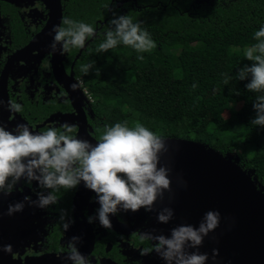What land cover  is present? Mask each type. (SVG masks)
<instances>
[{
  "label": "flooded vegetation",
  "instance_id": "af4514ba",
  "mask_svg": "<svg viewBox=\"0 0 264 264\" xmlns=\"http://www.w3.org/2000/svg\"><path fill=\"white\" fill-rule=\"evenodd\" d=\"M129 1L0 0V126L12 131L24 124L40 133L49 128L63 131L64 125H71L75 138L95 145L106 128L117 122L94 112L92 96L75 75L76 64L92 42L105 37L114 14L129 15ZM64 17L91 25L95 35L86 39L83 48L61 55L60 45L55 53L50 45L52 29L62 26ZM75 82L81 83L73 90L70 86ZM9 101L20 104L22 110L10 112ZM40 191L36 182L21 179L12 194H0V264H71L67 245L73 236L80 237L76 247L88 264H165L155 252L141 254L151 242L142 241L139 234L170 236V230L182 224L198 227L204 217L191 203L182 209L180 193L171 189L157 199L152 212L143 208L136 213L119 212L109 217L111 228H102L98 220L87 222L99 204L83 182L70 191L61 189L56 193L58 202L46 209L26 203L23 211L7 214L10 204L23 202L25 196L36 201ZM164 208L174 213L167 224L157 221V213ZM62 210L66 221H74L67 232L60 219ZM224 236V231L216 230L204 238L198 251L207 254L206 264H230L223 255ZM6 245H11L10 252L4 251ZM213 252L217 261L211 262Z\"/></svg>",
  "mask_w": 264,
  "mask_h": 264
},
{
  "label": "trees",
  "instance_id": "16d2710c",
  "mask_svg": "<svg viewBox=\"0 0 264 264\" xmlns=\"http://www.w3.org/2000/svg\"><path fill=\"white\" fill-rule=\"evenodd\" d=\"M129 16L156 46L138 53L120 43L97 53L104 37L87 47L75 75L92 96L94 112L106 119L116 116L113 123L130 128L139 123L161 138L201 143L223 157L235 154L241 170L259 191L264 189V152L259 150L264 127L250 123L260 93L248 92L250 78L240 81L237 75L252 63L245 53L264 27V0H130ZM89 63L94 68L86 75L81 68ZM218 79L222 85L213 84ZM200 108L210 109L214 119L207 120ZM234 126L239 132L232 131ZM242 248L238 241L231 251L239 255ZM232 264H264V256Z\"/></svg>",
  "mask_w": 264,
  "mask_h": 264
},
{
  "label": "clouds",
  "instance_id": "9594fccd",
  "mask_svg": "<svg viewBox=\"0 0 264 264\" xmlns=\"http://www.w3.org/2000/svg\"><path fill=\"white\" fill-rule=\"evenodd\" d=\"M110 25L112 27L96 49L97 53H106L120 43L138 53L148 52L156 46L148 32L129 15L114 14ZM52 31L55 35L51 50L55 53L60 45L61 55L72 48H83L86 39L95 35L91 25L68 17L62 19V26H56ZM254 38L257 43L245 53L252 63L245 65L237 75L240 81L250 78L246 84L248 92L260 93L253 103L256 116L250 123L264 127V27L255 32ZM139 58L143 59L142 56ZM93 68L94 64L89 63L82 66L81 71L87 75ZM80 83L75 82L70 87L76 90ZM8 110L20 112L22 106L9 101ZM74 130V126L64 125L63 131L49 128L33 133L24 124H18L12 131L0 126V194H12L21 179L28 183L34 181L43 190L36 193V201L25 196L23 202L10 204L9 216L23 211L26 203L46 209L58 202L56 193L61 189L70 191L83 182L86 189L95 193L99 204L95 214L87 217V222L92 224L98 220L102 228H111L110 216L119 212L136 213L142 208L152 212L157 199H162L164 193L171 190L170 169L160 166V156L168 150L165 140L146 127L137 123L130 128L127 123H116L106 128L95 145L75 138ZM173 215L172 209L164 208L157 213V221L167 224ZM66 216V211L62 210L60 219L65 221V232L74 223L66 221ZM219 221L218 212L208 211L198 227L182 224L173 228L170 236L142 232L140 239L151 242V246L144 248L141 254L155 252L165 264H206L207 254H201L198 249L204 238L219 226ZM79 242L80 237L71 238L67 259L71 264H88L87 258L76 247ZM4 251L10 252L11 245H6ZM216 254L214 252V256Z\"/></svg>",
  "mask_w": 264,
  "mask_h": 264
},
{
  "label": "water",
  "instance_id": "95a60500",
  "mask_svg": "<svg viewBox=\"0 0 264 264\" xmlns=\"http://www.w3.org/2000/svg\"><path fill=\"white\" fill-rule=\"evenodd\" d=\"M167 152L160 156V166L170 169V189L180 193L182 209L190 203L197 214L208 211L220 214L224 231V259L230 264L250 255L264 256V190L243 172L231 155L223 157L214 149L191 140L162 138ZM242 243L239 255L231 251ZM230 250V255L228 254ZM210 254L213 261L217 256ZM235 255V256H234Z\"/></svg>",
  "mask_w": 264,
  "mask_h": 264
},
{
  "label": "rangeland",
  "instance_id": "374dc122",
  "mask_svg": "<svg viewBox=\"0 0 264 264\" xmlns=\"http://www.w3.org/2000/svg\"><path fill=\"white\" fill-rule=\"evenodd\" d=\"M168 43L169 44H174V42H168ZM113 75L115 77H122V74L120 73V71H117V70H114ZM213 84H215V85H222L223 84V81L220 80V79H218V80L213 81ZM221 104H222V106H224L225 102L222 100L221 101ZM191 105L195 108V110L198 108V104L194 100H191ZM198 112H204L205 115H206V119L207 120L214 119V115H213V113H212V111L210 109L203 110V109L200 108ZM228 116H229V112H228V110H227V108L225 106L224 107V112H223V117L224 118H227ZM109 117H107V119L109 121H111V122L112 121H115V119H116V116H111L110 118ZM232 131L235 132V133L239 132V127L238 126L232 127ZM259 150L262 151V152H264V143L259 146ZM229 155L232 156L233 161H236L238 163V165H240V159L235 154H229Z\"/></svg>",
  "mask_w": 264,
  "mask_h": 264
},
{
  "label": "built area",
  "instance_id": "2783aa9c",
  "mask_svg": "<svg viewBox=\"0 0 264 264\" xmlns=\"http://www.w3.org/2000/svg\"><path fill=\"white\" fill-rule=\"evenodd\" d=\"M85 93H86V91H85Z\"/></svg>",
  "mask_w": 264,
  "mask_h": 264
},
{
  "label": "bare ground",
  "instance_id": "6f19581e",
  "mask_svg": "<svg viewBox=\"0 0 264 264\" xmlns=\"http://www.w3.org/2000/svg\"><path fill=\"white\" fill-rule=\"evenodd\" d=\"M171 231V230H170Z\"/></svg>",
  "mask_w": 264,
  "mask_h": 264
}]
</instances>
